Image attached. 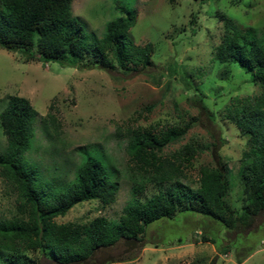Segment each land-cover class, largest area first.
I'll return each instance as SVG.
<instances>
[{"label":"rangeland","instance_id":"1","mask_svg":"<svg viewBox=\"0 0 264 264\" xmlns=\"http://www.w3.org/2000/svg\"><path fill=\"white\" fill-rule=\"evenodd\" d=\"M116 6L133 9L135 25L128 36L137 46L151 44L150 65L99 68L89 56L78 60L80 67H68L25 61L19 53L0 49V112L14 96L26 98L37 111L25 159L45 179L62 184L74 178L82 151L90 150L103 158L119 183L115 201L107 207L86 201L55 221L118 220L140 179L126 152L133 132L159 133L188 123L183 138L161 153L170 156L184 145L193 146L195 156L180 179L192 190L198 187L201 167L223 165L229 181L225 202L239 214L247 205L238 174L247 135L230 121L227 108L259 95L260 88L238 64L218 62L215 47L222 34L221 14L250 36H263L264 0H73L71 11L90 37H101L106 22L121 15ZM49 114L56 131L49 120L45 123ZM5 146L0 126V152ZM155 191L148 184L137 197L148 199ZM17 204L16 192L0 176V220L18 215ZM140 238L99 250L85 264H264L263 212L252 215L248 227L233 230L183 213L152 223ZM11 255L0 248V264H55L49 249Z\"/></svg>","mask_w":264,"mask_h":264},{"label":"trees","instance_id":"2","mask_svg":"<svg viewBox=\"0 0 264 264\" xmlns=\"http://www.w3.org/2000/svg\"><path fill=\"white\" fill-rule=\"evenodd\" d=\"M72 1L0 0V49L19 53L25 61L68 67H80L78 60L89 56L98 61L99 68H113L115 63L129 70L151 64V44L137 46L128 36L135 25L133 9L116 6L121 15L106 22L101 37H90L73 16ZM220 21L222 34L215 59L249 71L250 80L260 88L259 95L235 100L227 108L230 121L247 135V150L238 168L247 205L235 214L226 204L229 181L221 164L201 167L195 190L181 182L195 149L184 145L170 156L161 151L183 138L188 123L159 133L133 132L126 152L140 179L118 220L98 216L85 224L57 223L56 217L86 201L97 200L101 208L107 207L115 201L119 183L112 179L114 173L103 158L90 150L82 151L72 180L60 184L54 178L45 179L24 157L32 147L37 111L26 98L14 96L0 112L6 137L0 152V176L16 192L18 201V215L0 220V248L12 253L11 259L26 251L49 249L55 264H85L97 251L121 240L139 241L152 223L174 220L183 213L219 222L227 230L248 227L252 215L264 213V35L250 36L224 14ZM48 120L56 131L55 118L49 114L45 123ZM148 184L156 191L148 199L138 198Z\"/></svg>","mask_w":264,"mask_h":264}]
</instances>
